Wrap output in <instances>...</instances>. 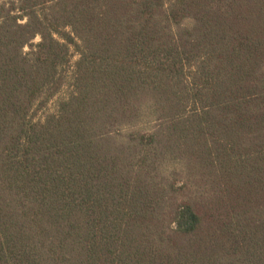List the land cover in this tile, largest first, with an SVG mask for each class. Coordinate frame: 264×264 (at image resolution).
I'll use <instances>...</instances> for the list:
<instances>
[{
	"label": "trees",
	"instance_id": "1",
	"mask_svg": "<svg viewBox=\"0 0 264 264\" xmlns=\"http://www.w3.org/2000/svg\"><path fill=\"white\" fill-rule=\"evenodd\" d=\"M0 264H264V0H1Z\"/></svg>",
	"mask_w": 264,
	"mask_h": 264
},
{
	"label": "rangeland",
	"instance_id": "2",
	"mask_svg": "<svg viewBox=\"0 0 264 264\" xmlns=\"http://www.w3.org/2000/svg\"><path fill=\"white\" fill-rule=\"evenodd\" d=\"M170 1H172V0H168V2H170ZM36 41H38V38L36 39ZM72 50L74 52V56L72 58V63H71L72 66L68 72V79H67L66 86L63 87L62 92L58 93L55 97H53L51 100H49L47 103H45L42 106V108L35 111L34 114H36L35 115L36 119L40 120V119L44 118L47 114L56 111L59 101L66 97V94H67L68 89H69V83H70V80L72 79L71 71L74 68L73 65L79 59V54L77 52H75L74 49H72Z\"/></svg>",
	"mask_w": 264,
	"mask_h": 264
}]
</instances>
